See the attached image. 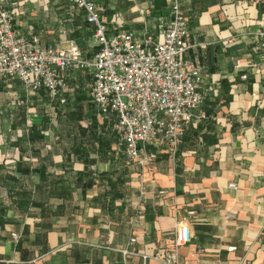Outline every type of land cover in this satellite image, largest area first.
Segmentation results:
<instances>
[{"label": "crops", "instance_id": "crops-1", "mask_svg": "<svg viewBox=\"0 0 264 264\" xmlns=\"http://www.w3.org/2000/svg\"><path fill=\"white\" fill-rule=\"evenodd\" d=\"M0 2L41 46L94 51L76 4ZM94 2L107 26L160 38L166 0ZM179 5L190 31L181 57L212 89L172 156L161 146L142 168L126 158L78 68L65 69L60 104L15 78L0 82V264H164L150 255L174 250L181 222L190 240L175 249L177 264H264V51L251 42L264 0Z\"/></svg>", "mask_w": 264, "mask_h": 264}, {"label": "built area", "instance_id": "built-area-1", "mask_svg": "<svg viewBox=\"0 0 264 264\" xmlns=\"http://www.w3.org/2000/svg\"><path fill=\"white\" fill-rule=\"evenodd\" d=\"M67 1L82 8L83 18L92 27L91 55L73 43L65 48L41 46L35 34L22 35L15 28L12 10L0 2V82L15 78L25 89L45 90L48 99L60 104L67 89L65 69L78 68L89 76L87 95L96 114L111 116L110 127L126 158L142 168L154 161L161 146L172 156L193 109L212 89L210 84L202 85L199 67L181 57L190 46V31L179 0H166L159 39L146 32L137 36L128 29L107 26L94 0ZM251 42L253 48L264 51V26L256 28ZM227 186L235 184L228 182ZM189 238V226L181 222L174 230V250L161 257L156 252L150 256L164 264H177L175 249Z\"/></svg>", "mask_w": 264, "mask_h": 264}, {"label": "trees", "instance_id": "trees-1", "mask_svg": "<svg viewBox=\"0 0 264 264\" xmlns=\"http://www.w3.org/2000/svg\"><path fill=\"white\" fill-rule=\"evenodd\" d=\"M121 148H122V146H121ZM122 151H123V149H122ZM176 151H177V146H176V148H175V150H174V154L176 153ZM124 153V152H123Z\"/></svg>", "mask_w": 264, "mask_h": 264}]
</instances>
